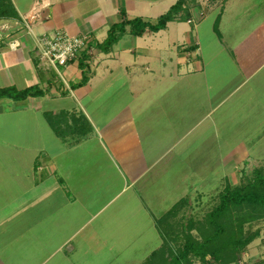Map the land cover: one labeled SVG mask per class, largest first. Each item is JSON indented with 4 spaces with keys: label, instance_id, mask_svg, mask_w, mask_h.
I'll return each instance as SVG.
<instances>
[{
    "label": "crops",
    "instance_id": "obj_1",
    "mask_svg": "<svg viewBox=\"0 0 264 264\" xmlns=\"http://www.w3.org/2000/svg\"><path fill=\"white\" fill-rule=\"evenodd\" d=\"M176 1L11 0L22 27L11 37L17 47L0 42V89L41 93L0 97V264L107 262L118 248L155 245L142 182L157 183L158 165L184 156L179 147L198 146L192 134L205 120L214 130L234 113L264 119V0L188 1L185 20L92 47L86 68H62L64 83L35 57L33 35L61 30L101 43L113 23L154 21ZM46 112L63 115L60 128L72 124L68 135ZM144 225L152 233L141 243Z\"/></svg>",
    "mask_w": 264,
    "mask_h": 264
},
{
    "label": "rangeland",
    "instance_id": "obj_2",
    "mask_svg": "<svg viewBox=\"0 0 264 264\" xmlns=\"http://www.w3.org/2000/svg\"><path fill=\"white\" fill-rule=\"evenodd\" d=\"M200 1L204 6L208 5L206 8H214L221 0H196L199 4ZM200 16L202 14H198L197 17L190 15L188 22L194 24ZM9 19H13L12 23H3ZM21 27L22 24L15 22V18H0V42L9 44L11 37L18 34ZM233 115L234 118L231 120L220 119L217 129L214 130L213 125L210 124V121H213L205 120L192 134V136L198 135L202 140L198 146L179 147L184 156L182 159L180 156L177 158L174 151L173 160L165 166V171H163V163L158 165L157 183H152V180L142 182V191L145 195H141V202L142 205L147 204V209L152 213L150 219L157 236L156 244L148 245L147 248L144 246L142 249L136 245L134 249L131 246L121 247L118 248L120 254L117 258L115 255L107 262H96L97 260L93 259L90 264H106L111 260L109 264H171V258L185 245L187 234L191 235L195 243H199L212 233L208 214L218 204L219 194L224 186L227 183L238 185L246 182L248 178H252L254 170L260 169L264 172V119H255L250 115L244 118L245 120H241L235 113ZM227 122L230 124V130L225 127ZM192 123L193 119L189 120V126ZM70 127L72 124L69 122L67 125H62L63 137L68 135L67 128ZM241 142L245 143V146H240ZM235 149L237 152L234 153ZM217 159H219L218 164H216ZM193 179L195 183L189 185V190H185L186 185L183 183L189 180L188 183H192ZM163 180L164 183H161ZM179 184L180 188H178ZM182 191L184 192L181 193ZM126 197L127 195L123 199L127 200ZM130 197L129 200L135 199ZM130 220L134 221V219ZM144 226L146 228H141L143 232H140V235L152 233V230ZM230 226L227 227L222 241L232 237ZM233 228L235 231V226ZM235 232L236 235L237 231ZM241 233L244 237L254 236L253 240L244 245L241 250L233 252L226 249L223 257L206 256L205 259L190 253L183 264H264V217L244 222ZM147 236L140 237L141 243ZM108 243L102 246L103 250L107 249ZM148 250L150 251L145 254ZM129 256L133 257V262H121Z\"/></svg>",
    "mask_w": 264,
    "mask_h": 264
},
{
    "label": "trees",
    "instance_id": "obj_3",
    "mask_svg": "<svg viewBox=\"0 0 264 264\" xmlns=\"http://www.w3.org/2000/svg\"><path fill=\"white\" fill-rule=\"evenodd\" d=\"M191 0H177L169 9L158 16L154 21H147L141 17L132 19H123L113 23L108 29L106 38L101 43H90V47H96L101 51H107L118 39L125 33L135 36L142 35L147 29L157 32L166 27L169 21L175 19H186L189 12L186 4ZM183 13V14H181ZM17 12L11 0H0V18H17ZM217 31V26L215 25ZM89 53L82 52L79 60V66L86 68ZM86 74L82 77L81 84L85 81ZM73 86V85H72ZM74 87V86H73ZM37 88L25 89L17 91L14 87L0 89V97L7 96L16 100L25 99L28 96L40 94ZM63 114V113H60ZM59 114L46 112L45 117L59 137H63L61 116ZM172 211V210H171ZM170 214V213H169ZM264 217V172L260 169L254 170L252 178H248L246 182L238 185L227 183L223 191L219 194L218 204L209 212L208 222L212 226V233L208 235L204 241L195 243L190 234L186 236V243L179 253L174 254L171 258V264H183L188 259L190 253L205 259L206 256L218 258L222 256L226 249L239 251L244 245L253 240L254 236L244 237L241 233L242 225L248 220H257ZM235 231L237 234L235 235ZM230 226L232 237L226 241H222V237ZM223 257V256H222ZM225 257V256H224Z\"/></svg>",
    "mask_w": 264,
    "mask_h": 264
},
{
    "label": "built area",
    "instance_id": "obj_4",
    "mask_svg": "<svg viewBox=\"0 0 264 264\" xmlns=\"http://www.w3.org/2000/svg\"><path fill=\"white\" fill-rule=\"evenodd\" d=\"M190 21V19H188ZM26 31L31 32L30 24L27 19L23 20ZM33 48L35 57L39 62H43L61 78L64 83L63 67L73 61H79L82 52H90V39L86 35H70L61 30H56L53 34L46 33L33 35ZM10 48L18 46V40L13 39L9 42Z\"/></svg>",
    "mask_w": 264,
    "mask_h": 264
}]
</instances>
